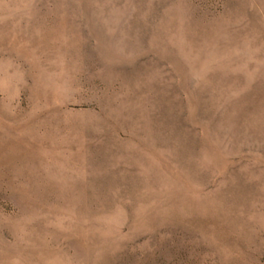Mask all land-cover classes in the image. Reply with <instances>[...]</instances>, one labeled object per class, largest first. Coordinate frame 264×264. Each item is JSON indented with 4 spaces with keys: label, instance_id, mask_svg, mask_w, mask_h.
<instances>
[{
    "label": "rangeland",
    "instance_id": "374dc122",
    "mask_svg": "<svg viewBox=\"0 0 264 264\" xmlns=\"http://www.w3.org/2000/svg\"><path fill=\"white\" fill-rule=\"evenodd\" d=\"M0 264H264V0H0Z\"/></svg>",
    "mask_w": 264,
    "mask_h": 264
}]
</instances>
